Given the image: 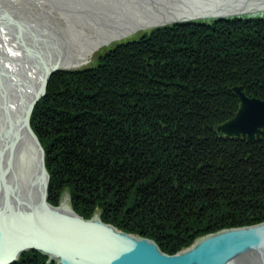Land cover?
Here are the masks:
<instances>
[{
	"label": "trees",
	"instance_id": "trees-1",
	"mask_svg": "<svg viewBox=\"0 0 264 264\" xmlns=\"http://www.w3.org/2000/svg\"><path fill=\"white\" fill-rule=\"evenodd\" d=\"M243 87L264 100V18L154 30L57 71L31 118L50 174L91 220L151 239L167 254L264 223V140L218 137ZM16 264H56L29 251Z\"/></svg>",
	"mask_w": 264,
	"mask_h": 264
},
{
	"label": "water",
	"instance_id": "water-1",
	"mask_svg": "<svg viewBox=\"0 0 264 264\" xmlns=\"http://www.w3.org/2000/svg\"><path fill=\"white\" fill-rule=\"evenodd\" d=\"M236 18H264V0H0V264L29 251L57 264H264V223L167 255L99 215L54 207L44 146L31 128L57 71L95 68L100 55L156 29ZM230 92L238 110L216 126L218 137L261 142L264 100L241 86Z\"/></svg>",
	"mask_w": 264,
	"mask_h": 264
},
{
	"label": "rangeland",
	"instance_id": "rangeland-1",
	"mask_svg": "<svg viewBox=\"0 0 264 264\" xmlns=\"http://www.w3.org/2000/svg\"><path fill=\"white\" fill-rule=\"evenodd\" d=\"M236 19H239V18H236ZM257 19V18H256ZM258 19H263V18H258ZM229 20H235V19H229ZM222 21H225V20H222ZM217 22V21H216ZM200 23H202V22H200ZM214 23V22H213ZM213 23H202V24H213ZM183 24V23H182ZM179 25H181V24H179ZM176 26V25H175ZM171 27H173V26H171ZM167 28V27H166ZM161 29H163V28H161ZM156 30H158V29H156ZM142 36V35H141ZM70 72V71H69ZM48 88V87H47ZM47 92V91H46ZM32 118V117H31ZM31 127H32V125H31ZM34 131V130H33ZM66 196H68V198H69V204H70V209L71 210H73L74 211V209H73V207H72V204H71V196L68 194V193H66V194H64L63 195V197H62V199H61V202H60V205L59 206H61V204H63L64 202V199H65V197ZM70 196V197H69ZM75 212V211H74ZM76 213V212H75ZM95 215H99L100 216V213H96ZM94 215V216H95ZM93 216V217H94ZM92 217V218H93ZM100 218H101V216H100ZM101 221H102V219H101ZM103 222V221H102ZM112 226V225H111ZM225 230H229V229H225ZM222 231H224V230H222ZM219 232H221V231H219ZM218 233V232H217ZM214 234H216V233H214ZM209 235H212V234H209ZM208 236V235H207ZM204 237H206V236H204ZM201 238H203V237H201ZM201 238H199V239H201ZM56 264H57V262H56Z\"/></svg>",
	"mask_w": 264,
	"mask_h": 264
},
{
	"label": "bare ground",
	"instance_id": "bare-ground-1",
	"mask_svg": "<svg viewBox=\"0 0 264 264\" xmlns=\"http://www.w3.org/2000/svg\"><path fill=\"white\" fill-rule=\"evenodd\" d=\"M0 33L1 34H6V30H2V29H0ZM60 71H63V70H60ZM49 82V81H48ZM32 128V127H31ZM64 203V205L70 210V204H69V198H68V196H66L65 197V199H64V201H63ZM63 204H62V207H61V209H63Z\"/></svg>",
	"mask_w": 264,
	"mask_h": 264
},
{
	"label": "flooded vegetation",
	"instance_id": "flooded-vegetation-1",
	"mask_svg": "<svg viewBox=\"0 0 264 264\" xmlns=\"http://www.w3.org/2000/svg\"><path fill=\"white\" fill-rule=\"evenodd\" d=\"M263 140H264V139H263ZM263 140H262V141H263ZM243 141H244V140H243ZM262 141H261V142H262Z\"/></svg>",
	"mask_w": 264,
	"mask_h": 264
}]
</instances>
